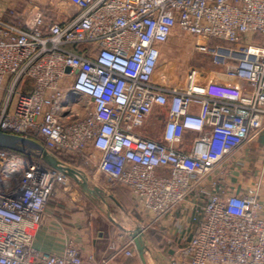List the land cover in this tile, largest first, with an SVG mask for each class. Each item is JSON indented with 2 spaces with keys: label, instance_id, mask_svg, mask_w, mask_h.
I'll return each instance as SVG.
<instances>
[{
  "label": "built area",
  "instance_id": "2783aa9c",
  "mask_svg": "<svg viewBox=\"0 0 264 264\" xmlns=\"http://www.w3.org/2000/svg\"><path fill=\"white\" fill-rule=\"evenodd\" d=\"M38 1L28 0L19 22L0 18V132L38 138L63 170L29 148L0 147V264L137 255L131 237L133 248L116 244L100 263L72 241L61 253L34 246L57 189H71L69 172L107 191L128 189L149 217L143 236L187 210L197 226L168 264H264V151L253 189L234 181L251 167L247 152L264 129V0H67L72 10L53 21ZM175 31L248 90L212 96L195 68L184 86L156 83L161 46ZM153 115L163 117L150 137L143 130Z\"/></svg>",
  "mask_w": 264,
  "mask_h": 264
},
{
  "label": "crops",
  "instance_id": "0c3cea01",
  "mask_svg": "<svg viewBox=\"0 0 264 264\" xmlns=\"http://www.w3.org/2000/svg\"><path fill=\"white\" fill-rule=\"evenodd\" d=\"M37 3L45 8V18L48 21L63 18L66 12L72 10L67 0H39ZM27 4L28 0H0V18L10 22H19L23 9L26 8ZM163 47L164 44L161 49ZM220 67L222 68L220 73L211 71L208 81L212 85L213 83H216V85L210 88V92L207 90L208 93L219 98L238 99L248 90V86L229 77L225 73V68ZM154 80L156 83L165 85L155 75ZM207 87H210L209 84H207ZM263 151L264 129L253 139L247 152L251 167L243 174L239 173L238 177L234 179V181L237 180L242 184L245 191H251L255 185ZM86 178L81 176L80 179H72V186L69 191H64L61 188L57 189L55 196L47 207L46 219L36 233L34 246L37 249L49 253H61L65 243L72 241L81 250L83 257L92 255L95 262L100 263L111 254L112 246L116 244H127L126 247L133 248L131 244H128L131 232L146 226L149 217L143 216L136 209L134 199L127 191L103 192L99 196H93L83 191L80 187V182L83 179H85L89 188L100 189L91 185ZM104 195H108L112 200L116 209V216L119 214L117 218L114 217L112 210L108 208ZM259 198L264 214V177ZM97 201L105 203L104 211L107 220L98 217V209L95 205ZM188 216L187 210L176 208L147 230L156 231L163 236L157 248L152 247L145 235L143 236L147 247L144 252L147 264H168L169 258L176 256L180 248L185 246L187 240L185 233L189 228L194 229L197 226L188 222ZM109 264H142V262L138 254L136 256L119 254Z\"/></svg>",
  "mask_w": 264,
  "mask_h": 264
},
{
  "label": "rangeland",
  "instance_id": "374dc122",
  "mask_svg": "<svg viewBox=\"0 0 264 264\" xmlns=\"http://www.w3.org/2000/svg\"><path fill=\"white\" fill-rule=\"evenodd\" d=\"M194 46L195 40L193 38L179 34L177 31H175V33H173V35L167 41V44H164V47L161 50L159 66L155 73V76L158 77V80L168 86H184L186 84V74L188 69L195 68L200 73L197 78V82L206 87L207 84H209L210 87H207L209 88L207 90L210 92V88L213 85H216V83H213L212 85V83L208 81L211 71L220 73L222 72V68L212 63L211 56L196 51ZM147 125L149 127H146V129L143 130V133H146L150 137H155L156 129H150V126H154L155 128L159 127L161 125V120L153 115L151 116ZM76 161L77 164H71L68 162V165L76 167L78 170H81V172L88 174V176H91L94 173L89 167L82 165L79 158H76ZM99 180L104 183L103 177L100 174ZM105 186H107V184H105L104 187ZM100 189L103 192L111 193V191H113L115 188L110 191L104 190L105 188L103 187H100ZM104 197L106 198L105 200H107L108 208L112 210L114 217L117 218L119 214L116 216V209L112 203V200L108 195H104ZM104 204L105 203L102 201H97L95 203L98 209V217L107 220V216L104 211Z\"/></svg>",
  "mask_w": 264,
  "mask_h": 264
},
{
  "label": "water",
  "instance_id": "95a60500",
  "mask_svg": "<svg viewBox=\"0 0 264 264\" xmlns=\"http://www.w3.org/2000/svg\"><path fill=\"white\" fill-rule=\"evenodd\" d=\"M66 70L68 71L69 68H66ZM0 147L15 151H25L26 148H29L30 150L33 151L34 154L39 156L46 165L58 169L60 171L63 170V166L61 162L58 161L52 155H50L47 152L46 148L34 139L22 137L12 133L0 132ZM69 175L73 179H75L73 173L69 172ZM80 187L82 188L83 191L93 196H99V194L103 193L101 189L94 190L89 188L85 179H83L80 182ZM131 238L133 239L134 247L137 251L140 261L142 262V264H147L144 256V252L147 249V247L143 240V235L141 230L136 229L133 232H131Z\"/></svg>",
  "mask_w": 264,
  "mask_h": 264
},
{
  "label": "trees",
  "instance_id": "16d2710c",
  "mask_svg": "<svg viewBox=\"0 0 264 264\" xmlns=\"http://www.w3.org/2000/svg\"><path fill=\"white\" fill-rule=\"evenodd\" d=\"M257 39H258L257 36H255L256 41H257ZM157 117L160 118L163 116L157 115ZM35 139L38 140V138H35ZM62 159L64 161H68L71 164H77V161L70 160L69 156H64V157H62ZM41 163H43V162L41 161ZM113 191L114 192L127 191L130 193V191L128 189H126L122 186L116 187L115 189H113ZM162 237L163 236L156 231H147L145 234V238L150 242L151 246L154 248H157L159 246V242L162 240Z\"/></svg>",
  "mask_w": 264,
  "mask_h": 264
}]
</instances>
